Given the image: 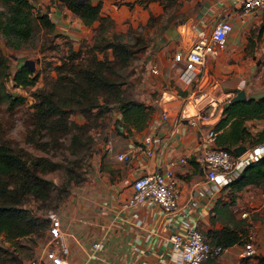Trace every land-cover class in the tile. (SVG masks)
Listing matches in <instances>:
<instances>
[{"label":"crops","instance_id":"obj_1","mask_svg":"<svg viewBox=\"0 0 264 264\" xmlns=\"http://www.w3.org/2000/svg\"><path fill=\"white\" fill-rule=\"evenodd\" d=\"M89 1L99 3L98 16L90 24L61 0L39 5L42 11L48 9L56 39L62 44L64 38L69 39L64 44L66 49L78 48L83 41L92 44L98 31L109 39L113 34L119 38L130 29L143 28L144 37L149 34L153 39L139 51L134 72L122 84L128 87L126 93L119 102L111 104L113 118L104 130L97 164L57 208L69 263L173 264L167 241L171 231L194 223L202 234L215 241L220 229L231 220L221 211L227 198L221 190L230 186L212 193L204 188L202 147L198 142L203 127L189 125L179 113L194 111L191 97L204 92L201 103L208 105V99L213 100L206 108V120L213 124L236 87L245 89V98L256 97L254 94L264 89V7L242 16L239 0H175L174 9H169L163 0ZM29 2L32 6L35 3ZM154 16L166 26L152 34ZM219 18L232 23L225 44L208 52L195 79L183 83L178 75L183 64L174 59V53H185L191 42L208 33ZM186 26L189 28L185 32ZM130 100L149 108L141 126L126 122L121 116L120 106ZM164 109L167 118L161 117ZM245 125L255 131L264 126V118L246 119ZM144 135L153 139L151 154L145 152ZM121 151H130V159L119 160L116 154ZM165 166H171L177 178L178 209L166 212L152 200L121 206L133 191L134 177ZM237 191L235 210L249 211V228L244 236H250L254 249L246 262L259 264V257L264 256V188L248 184ZM238 217L242 218L239 212ZM98 240L102 246L89 256L91 242ZM245 242L233 243L229 252L217 259L209 258L204 264L240 262Z\"/></svg>","mask_w":264,"mask_h":264},{"label":"rangeland","instance_id":"obj_2","mask_svg":"<svg viewBox=\"0 0 264 264\" xmlns=\"http://www.w3.org/2000/svg\"><path fill=\"white\" fill-rule=\"evenodd\" d=\"M174 1L163 0V3L168 4L169 9H174L172 6ZM6 7L7 4L0 0V13H2L0 19L8 21L6 24L8 26L0 30V57L6 65L4 68L10 75L25 59H32L38 75L35 86L24 85L25 87L20 89L9 83L8 76L1 77L5 91L20 95L23 99L12 105L7 99L0 100V143L21 154L25 162L35 168L38 175L52 181L51 190L45 198H37L32 192H28L22 196V201L15 200L17 204L13 207V211L18 214L17 227L23 233L9 235L0 231V264H27L29 258L40 253L49 237L46 222L43 219L46 217L45 214L49 210L57 211L58 206L73 187L80 184L97 164L100 143L105 139L104 130L113 118L114 106L104 111L101 105L85 107L88 103L86 101L97 98L101 102L103 99L113 101V83L119 82L121 97L119 96L116 100L119 102L128 88L122 84L134 72V66L140 57L139 51H142L144 45L153 38L149 34L144 37L143 28L130 29L119 37V40L129 46L130 52H119L115 55L111 48L96 51L97 57L106 56L109 60L101 64H92L94 51L91 43L83 41L78 48L66 49L64 44L69 39L64 38L65 41L62 44L56 39L52 30L39 22L37 14L42 11L39 6H32L31 26L27 34L15 30L13 25L11 27V20L7 19ZM151 26L152 34H155L163 31L166 23L154 16ZM188 28L189 26L184 27L183 31L186 32ZM148 32L149 30H146V33ZM96 35L98 38L104 37L100 31L95 33L94 37ZM71 52L76 53L73 64L83 63L91 65L93 69L99 68L109 84H104V88L98 90H95L97 87H91L90 96L86 97L85 102L82 103L86 109L76 107L70 110L68 123L46 128L34 118L33 97L36 96L37 91L50 89L51 82L57 75L55 66L61 61L69 62ZM256 71L258 72V69ZM73 94L78 96L77 92ZM245 143L249 144L250 139H246ZM38 160L39 165L36 166ZM1 181L5 186L6 179ZM259 186L264 188V182ZM225 188L221 191L227 195V198L224 199L221 211L231 218L230 224L226 226L245 234L249 228V222L246 219L248 217H238L241 208L235 210L238 191L231 187ZM62 195L64 197L60 199ZM2 197L3 200H7L6 192L3 195L0 194V199ZM221 200L223 199L220 198L219 201ZM7 202L5 201L6 205ZM249 219H253V215L250 214ZM261 220L264 221V215ZM260 262L264 263V259L260 261L259 258V264Z\"/></svg>","mask_w":264,"mask_h":264},{"label":"trees","instance_id":"obj_3","mask_svg":"<svg viewBox=\"0 0 264 264\" xmlns=\"http://www.w3.org/2000/svg\"><path fill=\"white\" fill-rule=\"evenodd\" d=\"M61 1L82 17L87 24H90L98 16L99 3L92 4L89 0ZM2 2L7 4V19L11 20V27L13 25L15 30L27 34L32 20L31 2L29 0H2ZM47 10L46 8L38 12L37 18L41 25L52 30L53 22L49 19ZM7 23L8 21L5 19H0V30L5 29L8 26L6 25ZM108 47L112 49L115 55L119 52H130L129 46L119 40L117 36L108 39L105 37L98 38L96 35L91 44V48L94 51L92 64H101L109 60L106 56L99 58L96 54V51L104 50ZM75 54L71 52L69 62L61 61L55 66L57 75L51 82L50 89L37 91L36 96L33 97V115L41 126L53 128L60 123H68V113L76 107L84 110L86 106L101 105L102 110H109L111 104H114L113 102H116L119 96L121 97V89L118 87L119 82H114L112 89L114 93L113 101H105L103 99L101 102L99 98L88 99L85 107L82 106V103L85 102L84 99L90 96L89 90L91 87H97L95 90L102 89L104 84H109V82L99 68L93 69L91 65L83 63L73 64ZM4 65L3 58L0 57V79L8 76L12 85L19 87V89L28 85L35 86L38 73L34 68L32 69L29 65L22 63L9 75V72L4 68L6 65ZM74 92H77L78 96H74ZM1 99H7L9 104L12 105L16 101H21L23 97L5 91L4 83L1 79ZM120 109L124 121L133 123L136 126H141L149 114V108L146 109L144 104L133 100L121 105ZM249 118H264V95L238 100H226L223 104L221 116L214 123V127L217 130L216 144L232 150L238 144L248 145L245 143L246 139H250L249 144L264 141V126L255 131L249 130L245 125V120ZM38 165L39 160L36 166ZM4 178L6 179L5 186L1 181ZM263 182L264 154L246 165L240 174L229 183V186L234 190H239L248 184L260 185ZM51 183L50 179L38 175L35 168L27 164L21 154L13 151L4 143H0V194L3 195L6 192L7 200H10L7 202V200H3V197L0 199V231L9 235L23 233L17 227V223H19L18 214L13 211V207H16L15 204H17L15 200L22 201V196L28 192H32L37 198H45L51 190ZM64 195L60 199H63ZM43 219L48 227L49 219L47 216ZM204 237L210 243L222 244H230L236 241L243 242L246 239L243 232L239 233L228 226L220 229L215 241L209 240L206 236ZM246 258L243 257L236 264H247ZM259 258L261 261L264 256ZM260 264L264 263L260 262Z\"/></svg>","mask_w":264,"mask_h":264},{"label":"built area","instance_id":"obj_4","mask_svg":"<svg viewBox=\"0 0 264 264\" xmlns=\"http://www.w3.org/2000/svg\"><path fill=\"white\" fill-rule=\"evenodd\" d=\"M33 6L51 4L53 0H31ZM240 14L242 16L253 10L264 7V0H239ZM232 29V23L225 18L215 21L208 33L200 34L194 39L185 53H174V59L181 61L183 66L179 72V78L183 83H191L199 69V65L206 59L208 52L214 51L216 47L223 46L226 42L228 33ZM155 70L154 68H152ZM9 83L11 79L9 78ZM33 87V86H30ZM19 88V87H18ZM205 97L204 92H196L191 98L194 111L191 113H179V117L184 119L189 125H200L202 130L198 133V142L202 147L201 163L204 172V188L210 193L219 191L222 187L229 185L240 172L250 162L257 160L264 154V141L245 145V149L236 154L234 151L216 144L217 130L214 123L208 122L206 108L212 105L211 99L207 103H201ZM222 112V111H221ZM166 109L162 111V118H167ZM251 130L253 127H248ZM150 135L143 136L145 152L151 154L153 142ZM119 160H128L131 157L130 151H121L116 154ZM132 193L122 202L121 206L134 205L144 200L157 202L164 211L172 212L179 207L180 188L177 184L176 175L171 166L156 168L151 172H144L131 181ZM211 196V194H210ZM240 216L247 217L249 211L240 209ZM45 216L49 219L47 227L48 239L42 247L40 253L27 260V264H70L68 259V245L65 240V232L62 228L60 217L57 211L49 210ZM248 241L244 243L242 250L243 257L252 255L254 249L249 235H245ZM170 244V260L173 264H204L209 259H217L230 251V246L235 243L222 244L210 243L193 223L182 230L171 231L167 237ZM238 242V241H236ZM102 246L98 241L91 242V251H95ZM242 257V258H243ZM229 264H235L230 262Z\"/></svg>","mask_w":264,"mask_h":264},{"label":"water","instance_id":"obj_5","mask_svg":"<svg viewBox=\"0 0 264 264\" xmlns=\"http://www.w3.org/2000/svg\"><path fill=\"white\" fill-rule=\"evenodd\" d=\"M23 63L29 65V67L32 69L34 68L32 59H25ZM262 95H264V89H262L261 91L254 94V96H256V97H259ZM245 97H246L245 89L236 87L234 94L230 96L229 100H238V99H242ZM245 147L246 146L244 144H239V145L235 146L233 148V150L236 154H239L240 152H242L245 149Z\"/></svg>","mask_w":264,"mask_h":264}]
</instances>
